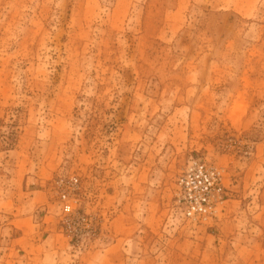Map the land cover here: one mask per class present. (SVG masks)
<instances>
[{"label":"rangeland","instance_id":"1","mask_svg":"<svg viewBox=\"0 0 264 264\" xmlns=\"http://www.w3.org/2000/svg\"><path fill=\"white\" fill-rule=\"evenodd\" d=\"M0 264H264V0H0Z\"/></svg>","mask_w":264,"mask_h":264},{"label":"built area","instance_id":"2","mask_svg":"<svg viewBox=\"0 0 264 264\" xmlns=\"http://www.w3.org/2000/svg\"><path fill=\"white\" fill-rule=\"evenodd\" d=\"M54 185L63 210L71 211L79 179H59ZM228 196L223 172L202 160L190 162L178 181L180 211L184 220L190 223L208 224L217 221Z\"/></svg>","mask_w":264,"mask_h":264}]
</instances>
